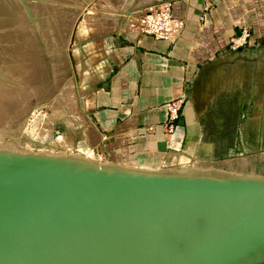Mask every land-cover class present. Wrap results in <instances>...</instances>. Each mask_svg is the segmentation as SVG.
<instances>
[{
  "label": "water",
  "instance_id": "obj_1",
  "mask_svg": "<svg viewBox=\"0 0 264 264\" xmlns=\"http://www.w3.org/2000/svg\"><path fill=\"white\" fill-rule=\"evenodd\" d=\"M65 3L0 0V131L36 100ZM0 264H264V176L0 145Z\"/></svg>",
  "mask_w": 264,
  "mask_h": 264
},
{
  "label": "crops",
  "instance_id": "obj_2",
  "mask_svg": "<svg viewBox=\"0 0 264 264\" xmlns=\"http://www.w3.org/2000/svg\"><path fill=\"white\" fill-rule=\"evenodd\" d=\"M169 1L173 4L174 16L184 23L181 36L174 43L151 37L114 38L109 66L85 101L88 131L85 130L83 138L76 143L77 150L74 151L77 153L125 166L168 168L180 158L178 154H186L182 151L187 142L179 123L170 140L165 135L164 106L179 98L187 100L200 73L208 66L203 89L195 97L196 103L211 104L214 112L218 108L219 93L235 94L248 84L244 82L246 69L238 67L248 64L249 69L256 71L251 76L253 83L259 75L255 85L260 92L256 89L255 97L261 93L259 98L262 101L259 99L261 113L256 114L257 117L263 116L264 0ZM242 31L250 35L248 44L237 52H230L231 38L239 36ZM229 62L234 64L228 65ZM232 94L228 97L231 98ZM200 117L198 115L199 135L196 125H191L187 134L188 143L192 144L197 155L208 157L207 154H212L217 146L210 139L227 136L225 132L233 133V138L241 136L242 131L224 128L217 117L207 116L205 121ZM149 127L151 132L147 131ZM254 136L262 139L263 150L259 156L264 158V131ZM203 138L209 143H200ZM70 144L73 146L74 143Z\"/></svg>",
  "mask_w": 264,
  "mask_h": 264
},
{
  "label": "rangeland",
  "instance_id": "obj_3",
  "mask_svg": "<svg viewBox=\"0 0 264 264\" xmlns=\"http://www.w3.org/2000/svg\"><path fill=\"white\" fill-rule=\"evenodd\" d=\"M156 1L66 0L51 61L37 98L0 131V145L12 143L17 144L18 150L27 148L32 152L77 154L74 151L77 150L76 143L83 138L85 130L86 133L88 131L85 101L93 93L97 79L109 66L114 38L127 40L121 37L122 22ZM238 67L246 69L244 82L248 84L235 94L219 93L218 108L214 112L211 104L197 103V109L203 121L207 116L217 117L224 128L242 131L241 136L233 138V133L225 132L227 136L210 139L217 149L207 154L208 157L197 155L191 148L192 144L187 142L182 151L185 156L178 154L180 158L168 168H186L210 162L213 167L225 171L264 176V158L259 156L263 150L262 139L253 137L264 131V114L260 117L256 114L262 101L259 98L261 93L255 97L256 89L260 92L255 85L259 75L253 83L251 76L256 71L249 69L248 64ZM227 75L229 77L230 74ZM200 89L203 88L200 87L197 93ZM211 94L209 89L208 96ZM230 94L233 95L231 98L228 97ZM218 120L213 122V127ZM250 131L254 132L253 135L249 134ZM201 141L209 143L204 138ZM69 142L74 143L73 146ZM88 157L94 159L92 155Z\"/></svg>",
  "mask_w": 264,
  "mask_h": 264
},
{
  "label": "built area",
  "instance_id": "obj_4",
  "mask_svg": "<svg viewBox=\"0 0 264 264\" xmlns=\"http://www.w3.org/2000/svg\"><path fill=\"white\" fill-rule=\"evenodd\" d=\"M121 37L133 40L139 37H151L157 41L176 42L181 36L184 23L173 14V4L169 0H157L140 12L122 22ZM250 35L246 31L230 40L229 51L237 52L243 49L249 42ZM184 99H176L164 106L166 118L164 121V133L170 140L175 134L178 125L180 110ZM151 132L152 128H147ZM105 140V137L103 138Z\"/></svg>",
  "mask_w": 264,
  "mask_h": 264
},
{
  "label": "bare ground",
  "instance_id": "obj_5",
  "mask_svg": "<svg viewBox=\"0 0 264 264\" xmlns=\"http://www.w3.org/2000/svg\"><path fill=\"white\" fill-rule=\"evenodd\" d=\"M19 116V115H18ZM174 140V139H173ZM9 144V143H8ZM27 149V148H26ZM29 150V149H28ZM91 152V151H90Z\"/></svg>",
  "mask_w": 264,
  "mask_h": 264
},
{
  "label": "flooded vegetation",
  "instance_id": "obj_6",
  "mask_svg": "<svg viewBox=\"0 0 264 264\" xmlns=\"http://www.w3.org/2000/svg\"><path fill=\"white\" fill-rule=\"evenodd\" d=\"M203 118V117H202Z\"/></svg>",
  "mask_w": 264,
  "mask_h": 264
}]
</instances>
